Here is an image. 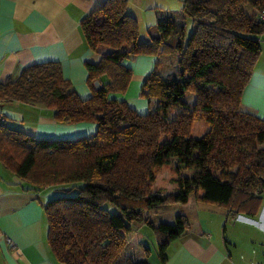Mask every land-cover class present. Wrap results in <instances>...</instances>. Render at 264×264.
I'll use <instances>...</instances> for the list:
<instances>
[{
	"label": "trees",
	"instance_id": "trees-1",
	"mask_svg": "<svg viewBox=\"0 0 264 264\" xmlns=\"http://www.w3.org/2000/svg\"><path fill=\"white\" fill-rule=\"evenodd\" d=\"M262 8L264 0H182L181 10L159 15L144 41L129 1L105 0L80 21L86 44L101 55L86 62L89 97L58 61L0 82V102L40 103L57 122L98 125L86 135L41 138L8 118L0 124L3 165L33 189L50 188L47 237L61 264H116L129 240L142 242V224L153 228L166 264L189 217L154 222L144 211H166L192 196L225 207L226 218L260 210L264 119L242 108V95L261 52ZM140 54L157 56L141 87L156 102L146 113L111 97L127 91L133 70L123 62ZM169 182L178 188L169 191ZM128 264L152 263L142 256Z\"/></svg>",
	"mask_w": 264,
	"mask_h": 264
},
{
	"label": "crops",
	"instance_id": "crops-1",
	"mask_svg": "<svg viewBox=\"0 0 264 264\" xmlns=\"http://www.w3.org/2000/svg\"><path fill=\"white\" fill-rule=\"evenodd\" d=\"M128 1L144 41L149 40L147 29L156 26L159 15L182 8V0ZM104 2L0 0V82L16 78L33 64L58 61L75 90L83 98L89 97L92 88L86 62L98 63L101 55L86 44L80 21ZM260 40L261 52L244 89L242 108L264 119V33ZM156 61L157 56L150 54L126 58L123 63L133 70L129 87L125 93H114L111 97L128 101L140 113L150 111L155 101L151 104L153 98L142 97L141 87ZM0 108L8 115L9 126L41 138H71L98 128L95 122H57L52 110L40 103L6 100L0 102ZM46 189H33L0 161V264H61L49 248L45 204L51 191ZM206 205L195 197L188 204L175 205L178 210L172 211L177 213H183V207L189 210L184 213L189 217L190 227L186 234L170 243L166 264H264V221L257 220L263 208L254 215L231 217L237 220L219 236L212 228L220 227L226 208ZM200 210L209 215L201 218ZM175 215L168 222H173ZM242 227L253 231L241 238ZM245 245L247 249L242 251Z\"/></svg>",
	"mask_w": 264,
	"mask_h": 264
},
{
	"label": "rangeland",
	"instance_id": "rangeland-1",
	"mask_svg": "<svg viewBox=\"0 0 264 264\" xmlns=\"http://www.w3.org/2000/svg\"><path fill=\"white\" fill-rule=\"evenodd\" d=\"M191 29H192V27H191ZM189 32H190V30H189ZM96 86L99 87L100 84L97 85V83H96ZM194 97L195 96H193V94H191L190 96H188L187 99L192 102V101H194ZM154 101H155V99L151 101V104ZM154 103H156V102H154ZM175 164H176V160L173 159L172 165H175ZM163 175L165 177H168L169 173L165 172ZM160 179L161 178L159 177L158 180L155 182L156 185L159 184ZM166 186H167V189L169 191H175L178 188V185L175 184L174 182L173 183L169 182ZM46 190H48V188ZM192 197H194V196H192ZM206 204L213 205L210 203H206ZM206 204L203 203V205L207 206ZM215 205H216L215 207H220V206H218V204H215ZM261 206H262L261 208H263V211H262V214L259 216V218H257V220L264 221V193H263V201H262ZM173 207H177V210H178L179 206H172L171 209L166 210V211L165 210H158V211L146 210V211H144V213H146V215H148V218H151L154 222H160V221H166L167 222L172 216H173L172 218H174V214L177 213V211H172L174 209ZM182 211H183V213L189 212V210L186 207H183ZM196 212H198V211H196ZM199 214H200L199 216L201 218L202 217L204 218L205 216L209 215L207 211H201V210L199 211ZM216 218H217V216H216ZM233 220H237V219L236 218L232 219L231 217L226 219V217L223 216L222 223L220 224V227H218L216 225V227L212 228V230L216 233L218 232L219 236H222L223 230H225L227 228V225L232 223ZM140 228L142 229L141 230L142 236H144L142 242L139 243L136 240H133V238L131 240H129L128 246L125 247L123 252H121V254L118 256L116 264H128L129 260L139 259L142 256L148 257L149 261L152 264H160V260H159V256H158V240H157V236H156L155 232L153 231V228L147 224L140 225ZM241 229L244 231L241 238L246 237L250 232L253 231L252 228H243L242 227ZM246 239L247 238H245V240ZM246 241H248V240H246ZM146 247H148V252L145 249ZM246 249H247V245L242 247V251L246 250ZM241 255H242V253H241Z\"/></svg>",
	"mask_w": 264,
	"mask_h": 264
},
{
	"label": "built area",
	"instance_id": "built-area-1",
	"mask_svg": "<svg viewBox=\"0 0 264 264\" xmlns=\"http://www.w3.org/2000/svg\"><path fill=\"white\" fill-rule=\"evenodd\" d=\"M260 18L264 22V8L260 11ZM8 115H6L5 111L0 109V124L7 121Z\"/></svg>",
	"mask_w": 264,
	"mask_h": 264
},
{
	"label": "water",
	"instance_id": "water-1",
	"mask_svg": "<svg viewBox=\"0 0 264 264\" xmlns=\"http://www.w3.org/2000/svg\"><path fill=\"white\" fill-rule=\"evenodd\" d=\"M96 83H97V85H99L100 83H99V81H96Z\"/></svg>",
	"mask_w": 264,
	"mask_h": 264
}]
</instances>
